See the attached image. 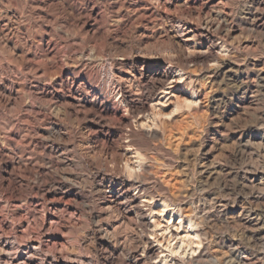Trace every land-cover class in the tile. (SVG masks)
<instances>
[{
	"label": "rangeland",
	"instance_id": "1",
	"mask_svg": "<svg viewBox=\"0 0 264 264\" xmlns=\"http://www.w3.org/2000/svg\"><path fill=\"white\" fill-rule=\"evenodd\" d=\"M119 179L146 188L149 229L102 209ZM256 215L264 0H0V264H130L148 238L146 264H264ZM167 222L203 234L205 262L170 255Z\"/></svg>",
	"mask_w": 264,
	"mask_h": 264
},
{
	"label": "bare ground",
	"instance_id": "2",
	"mask_svg": "<svg viewBox=\"0 0 264 264\" xmlns=\"http://www.w3.org/2000/svg\"><path fill=\"white\" fill-rule=\"evenodd\" d=\"M206 30V29H205ZM209 34V33H208ZM196 36V35H195ZM202 36V35H201ZM177 37V36H176ZM211 40V39H210ZM214 41V40H213ZM212 43V42H211ZM211 48V47H210ZM206 53V52H205ZM199 56H201V55H199ZM209 57V56H208ZM200 58H202L203 60H204V58H203V56H201ZM210 58V57H209ZM188 59V58H187ZM190 59V58H189ZM194 59H195V57H194ZM206 60H207V58H206ZM188 62H190V60L188 61ZM199 62V61H198ZM206 62V61H205ZM207 62H208V60H207ZM192 63V62H191ZM194 63V62H193ZM195 63H197V62H195ZM202 63V62H201ZM157 77V76H156ZM157 79V81L159 82V85L158 86H156V87H153V88H157L158 89V91H159V89H161L162 90V88H163V86L165 85V82H167V79H168V74H166V73H162V74H159V76L157 77V78H155V80ZM129 82V81H128ZM154 82H156V81H154ZM153 82V83H154ZM129 85H131V84H129ZM116 86V85H115ZM120 89V88H119ZM166 89V88H165ZM118 90V89H117ZM131 91V90H130ZM151 91H153V89L151 90ZM150 91V92H151ZM163 91V90H162ZM164 91H166V90H164ZM149 92V91H148ZM149 92V93H150ZM120 93L121 94H123V100H124V102L125 103H127L128 104V106L130 107L129 109H131L132 110V112H133V114H140V113H142V109L140 110V109H138V108H136V107H134L133 105H131L132 103H133V101H132V96H131V93L129 92V91H124V87H123V89H120ZM148 93V94H149ZM153 93V92H152ZM152 93H150V95L152 94ZM163 94H164V92H163ZM166 94H167V92H166ZM149 96V95H148ZM149 98V97H148ZM137 99V98H136ZM192 103V102H191ZM128 108V107H127ZM128 109V110H129ZM140 110V111H139ZM127 111V110H126ZM144 111V110H143ZM140 116V115H139ZM148 119V118H147ZM128 145V144H127ZM128 146H132V145H128ZM130 167V166H129ZM131 170V169H130ZM212 174V173H211ZM214 174H216V173H214ZM213 174V175H214ZM128 179V178H127ZM145 180V179H144ZM146 181V180H145ZM153 182V181H152ZM140 183V182H139ZM147 185V184H146ZM145 185V186H146ZM103 187V186H102ZM132 189H135V191H138V193L139 194H141V192L142 191H144V190H146V188L144 189V187L141 185H134V184H132V183H126V182H124L123 180L121 181L120 179H119V181H110V183L104 188V194H105V196L103 197L104 198V205H103V207H102V209L103 210H105V211H108V212H110V213H113L115 216H116V218L118 219V220H121V221H124V222H126V220H134L133 218H135V221H136V223L137 224H140V226L142 225L143 227H145V228H147V227H151V223L150 222H147V220H145V216L147 215V214H145V212L143 211V209L141 208V206L139 205V201H138V197L140 198V196L138 195V197L135 195V194H133V192H132ZM151 192V191H150ZM149 192V194H151ZM102 193V192H101ZM144 193V192H143ZM103 194V193H102ZM137 194V193H136ZM159 194V193H158ZM154 195V194H153ZM141 196H144L145 197V195H141ZM148 196V195H147ZM142 198V197H141ZM148 200H146L145 202L147 203V202H150L149 200H154V196L152 197H149L148 196V198H147ZM145 200V199H144ZM165 200V199H164ZM164 200H162L161 202H164ZM151 201V202H152ZM155 201V200H154ZM153 201V202H154ZM144 202V203H145ZM103 203V202H102ZM142 203V202H141ZM173 203V202H172ZM160 204V203H159ZM174 205H175V202H174V204L173 205H169V204H167V201L166 202H164V203H162L161 204V209L163 210L162 212H163V216H164V218H165V216H167V213L168 212H171V213H174V209H172L171 208V206H173L174 207ZM146 206H149L150 207V205H149V203L148 204H146ZM152 206V205H151ZM176 207V206H175ZM171 208V209H170ZM204 208H205V206H204ZM176 209V208H175ZM201 209V208H200ZM177 210V209H176ZM243 211L239 214V219H241L242 218V216H244V212H245V210H244V208L242 209ZM199 211V210H198ZM201 211V210H200ZM203 211V210H202ZM201 211V212H202ZM205 212H206V210H205ZM204 212V213H205ZM160 213V212H159ZM178 213V212H177ZM152 214V213H151ZM201 214V213H200ZM247 214V213H246ZM133 215H135V216H133ZM174 215H176L175 213H174ZM250 216V215H249ZM257 216V215H256ZM250 217L249 218V220H247V218H246V220L247 221H243L244 222V225L246 226V227H244V228H246L247 229V231H249V233H250V236H252V238L253 239H256V240H262V234L264 233V222L262 221V219H260V218H258V216L257 217ZM169 217H170V219L172 220L173 218H174V216H172L171 214H169ZM231 217V216H230ZM115 218V219H116ZM180 218V217H179ZM182 218V217H181ZM154 219V218H153ZM232 219V218H231ZM236 219V218H235ZM245 219V218H244ZM236 221V220H235ZM117 222V221H116ZM124 222H122V223H124ZM129 222V221H128ZM128 222H127V224H128ZM156 222V221H155ZM119 223V222H118ZM130 223H132V222H130ZM135 223V222H134ZM134 223H133V225L132 226H134ZM155 224H158V223H155ZM155 224H154V226H155ZM169 224V222H167V225ZM183 224H184V222H183V219L181 220L180 219V222H179V227L181 228L182 226H183ZM153 225V224H152ZM158 225H161V224H158ZM177 225V226H178ZM129 226H130V224H129ZM137 225H135V227H136ZM139 226V225H138ZM174 227H175V225H174ZM184 227V226H183ZM189 227H190V229H192L193 228V224L190 222L189 223ZM131 228V227H130ZM145 228H144V230H145ZM155 228V227H154ZM158 228H159V226H158ZM157 228V226H156V229H158ZM147 229H149V228H147ZM172 228H171V226L170 225H168L167 227H166V229H164V231H166V232H168V236L170 235V238L168 239V237H167V239H168V246H166V248H168L169 249V251H170V255H176L177 253H179L178 252V249H183L184 248V246L186 247V248H189L190 250H189V253L191 252L192 254L193 253H196V251L197 250H199L200 251V249L201 248H203L202 250H201V252H200V254L199 255H197L196 257L194 256L193 257V260L192 261H189V263H192V262H200L201 260L203 261L204 260V257H205V252H204V250H205V245H203L204 243H203V241L200 239V237L202 236L203 237V234H201V233H195V231L193 232V233H191L190 231H186L184 228V231L182 232V233H178L179 231H177V230H180L179 228L178 229H176V231L177 232H174V230L172 231L171 230ZM114 230H115V228H114ZM118 230V229H117ZM199 231V230H198ZM104 232H106V234L108 233V230H106V231H104ZM115 232V231H114ZM113 232V233H114ZM137 232V231H136ZM153 232V231H152ZM158 232V231H157ZM161 232V231H160ZM166 232H164V233H166ZM200 232H202V231H200ZM112 233V234H113ZM144 233H145V231H144ZM150 233V232H149ZM153 233H155V232H153ZM153 233H151L152 234V236H154V234ZM163 233V234H164ZM203 233V232H202ZM137 234V233H136ZM142 234V233H141ZM104 235H105V233H104ZM109 235V234H108ZM107 235V236H108ZM114 235V234H113ZM116 235V234H115ZM134 235V234H133ZM140 235V234H139ZM146 236L145 237H147V234H145ZM157 235V234H156ZM103 237V236H102ZM109 237H112L111 235L109 236ZM118 237V236H117ZM136 237V236H135ZM135 237H133V238H135ZM140 237H141V235H140ZM148 237H149V235H148ZM147 237V238H148ZM158 237V236H157ZM137 238V237H136ZM139 238V237H138ZM155 238H156V236H155ZM251 238V237H250ZM108 239V238H107ZM110 239V238H109ZM108 239V240H109ZM142 239V238H141ZM164 239H165V236H164ZM195 239H198V240H195ZM135 240V239H134ZM133 240V241H134ZM137 240H139V239H137ZM156 240H157V238H156ZM107 241V240H106ZM129 241V240H128ZM143 241V240H142ZM161 241V240H160ZM263 241V240H262ZM130 242V241H129ZM140 242V241H139ZM157 242V241H156ZM166 242V241H165ZM174 242H176V243H174ZM260 242V241H259ZM264 242V241H263ZM135 243H136V241H135ZM158 243H159V241H158ZM161 244H162V242H160ZM173 243L175 244V245H173ZM139 244V243H138ZM142 244H144V243H142ZM141 244V245H142ZM160 244V245H161ZM167 244V243H166ZM178 244H182V246L179 248L178 246ZM140 245V246H141ZM177 245V247H175ZM193 245H196V247H193ZM123 247H125V246H123ZM137 247L138 246H136V248L135 249H137ZM141 248V247H140ZM186 248H184V249H186ZM135 249L133 250V251H135ZM2 250V249H1ZM132 250V249H131ZM138 250V249H137ZM136 250V251H137ZM140 251H141V253L139 254V255H136L135 256V258H134V262H131L130 264H146V263H148V262H150V261H152V260H157V258H159V254H158V251L154 248V245H153V243H151V241L149 240V238L146 240V242H145V245L140 249ZM183 251V250H182ZM4 252V251H3ZM123 252V251H122ZM125 252V251H124ZM130 252V251H129ZM134 253V252H133ZM137 253V252H136ZM160 253V252H159ZM161 253H163V252H161ZM180 253H182L181 251H180ZM179 253V254H180ZM186 253V252H185ZM188 253V254H189ZM5 254H8V253H5ZM190 255V254H189ZM133 256V255H132ZM169 256V255H168ZM185 256V255H184ZM9 257V256H8ZM172 257V256H171ZM170 257V258H171ZM174 257V256H173ZM186 257V256H185ZM184 257V258H185ZM188 257V256H187ZM162 258V257H161ZM163 258L164 259H160V261L158 262V263H155L154 262V264H182L183 262V260H179V259H177V258H171L170 260H169V258L167 257V256H163ZM189 259V258H188ZM6 260V259H5ZM159 260V259H158ZM201 261V262H202ZM4 262V261H3ZM12 262V261H11ZM182 262V263H181ZM204 262H205V260H204ZM5 263H6V261H5ZM152 263V262H151ZM6 264H8V263H6ZM9 264H12V263H9Z\"/></svg>",
	"mask_w": 264,
	"mask_h": 264
}]
</instances>
